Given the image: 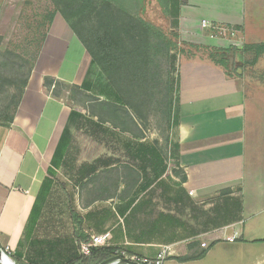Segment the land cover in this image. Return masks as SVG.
<instances>
[{"label":"crops","instance_id":"obj_1","mask_svg":"<svg viewBox=\"0 0 264 264\" xmlns=\"http://www.w3.org/2000/svg\"><path fill=\"white\" fill-rule=\"evenodd\" d=\"M177 3V27L168 28L186 52L174 76L178 123L150 137L130 110L124 130L106 118L98 135L80 118L68 125L72 111L97 118L71 109L46 80L80 87L91 59L54 18L12 121L0 123V247L15 264H71L80 236L106 234V247L127 258L153 260L167 246L163 264H190L218 248L217 264H264V76H252L262 56L246 64V49L264 45L255 40L264 37V0ZM216 50L229 62L233 53L232 69L209 58ZM140 148L155 150L157 163ZM222 193L240 200L239 220L210 231L194 205Z\"/></svg>","mask_w":264,"mask_h":264},{"label":"trees","instance_id":"obj_2","mask_svg":"<svg viewBox=\"0 0 264 264\" xmlns=\"http://www.w3.org/2000/svg\"><path fill=\"white\" fill-rule=\"evenodd\" d=\"M118 1L61 0L58 6V15L69 26L90 56V69L86 74V78L80 87L74 88L79 92L91 95V100L87 102L88 111L93 116L96 115L97 118V122H93L91 119L84 118L72 111L68 125H71L75 118H80L84 120V122H81L82 126L92 127L93 130L91 131L98 135L104 132L102 128L106 118V120L112 122V125L124 130L127 127L122 126V121L126 120L122 117V112L130 110L140 119L145 120L146 118L143 115L150 112L143 113L139 106L145 103H148L146 105L152 103L153 113L158 114L159 112L163 118L162 122L165 125V130L169 131L178 123L177 111L176 107H174L175 94L178 93L174 80L175 69H173L175 55L171 56V54H175L176 43L169 37V34H166L162 29L144 18L143 13L146 11V5L151 0H133L137 9L136 15H132L122 9L118 10L123 17L120 21V25L123 22L120 28L121 32L129 36L130 40L126 45L119 30L114 29L111 31L112 33L106 30L103 32L90 31L89 33H84L78 29L81 20L91 15H96L108 23V16L112 14L110 13L112 12L111 9ZM155 1L161 9L167 24L170 25L171 29H176L178 17L177 0ZM119 7H122V5L119 4ZM120 14H118V17H120ZM152 35L158 39L159 45H163L164 51L168 54L164 65L158 64L155 68L152 64L153 56L151 55ZM174 36L177 37V35ZM190 47L198 50L197 47ZM246 52L254 53L253 59L246 63L253 65L260 56L264 55V45L248 47ZM208 55L217 66H221L228 71V52L222 53V51L216 50L208 52ZM118 75L119 79H117ZM114 78H116V81ZM50 84H52V81H50ZM134 94H137L136 105L132 104L134 99L130 97V95ZM21 95L22 93L20 97ZM13 114L10 118L4 120L3 123L9 124L12 121ZM131 125L134 124L130 122ZM174 150H176L175 160H177L178 145L174 147ZM138 152H144L146 156L149 153L148 156L151 158L150 161L147 160L149 164L155 165L157 163L158 155L155 150H143L140 148ZM240 210V200L232 197L230 193H222L217 199L199 207L194 205V211H199L203 225L209 226L210 231L239 220ZM194 218L196 219L197 216ZM73 221L76 223V229L78 230L77 226L80 220L73 215ZM86 240V237L80 236L78 240L79 247ZM116 251L108 247L93 248L88 256L81 255L78 261L71 264H101L114 257ZM203 254L204 252L200 253L198 258L203 256Z\"/></svg>","mask_w":264,"mask_h":264},{"label":"rangeland","instance_id":"obj_3","mask_svg":"<svg viewBox=\"0 0 264 264\" xmlns=\"http://www.w3.org/2000/svg\"><path fill=\"white\" fill-rule=\"evenodd\" d=\"M60 3L61 0H0V123L10 118L14 112L20 94L24 90V86H26L53 20L56 16H59L57 11ZM119 4L122 7H119ZM121 9L132 15H136L137 13L133 0H119L111 9L112 12L110 13L112 14L108 16V23L96 15H91L81 20L78 29L84 33H89L90 31L103 32L104 30L112 33L111 31L114 29L119 30L126 45L130 40L129 36L121 32L120 29L123 23L120 25V21L123 17L118 10ZM118 14H120V17H118ZM143 16L147 21L162 29L166 34H169V37L176 43L175 54H171V56L175 55L173 63V69H175L178 59L186 52L180 46L178 37H175V34L169 31L168 24L155 0L149 1ZM255 40L263 43L264 41L258 40H264V37L259 34V36L255 37ZM151 41L153 67L155 68L158 64L162 66L167 60L168 54L164 51L163 45L160 46L158 39L153 35ZM188 52L190 53V51ZM250 56V59H253L254 53L250 54ZM255 71L252 76H264V55L259 59ZM175 75L176 72L174 71ZM114 79L116 81V78ZM117 79H119V75ZM46 88L51 89L55 96L63 97L71 109L82 112L84 109L88 111L87 102L91 100L90 94L79 92L74 87L62 84H56V87L55 85L53 87L50 81H46ZM130 97L134 99L132 104L136 105L135 99L137 98V94L130 95ZM146 104L148 103L139 106V109L143 113L150 112L149 114H145L146 122L143 123L146 134L150 137L154 134L153 131H157L155 130L157 128L160 134L163 135L165 125L162 122V116H160L159 112L158 114L153 113L152 103L150 105ZM133 105L132 108L134 109ZM217 249L215 248L213 256L190 264H217V256L215 257Z\"/></svg>","mask_w":264,"mask_h":264},{"label":"built area","instance_id":"obj_4","mask_svg":"<svg viewBox=\"0 0 264 264\" xmlns=\"http://www.w3.org/2000/svg\"><path fill=\"white\" fill-rule=\"evenodd\" d=\"M203 27H207L208 25L203 22L202 23ZM220 30V29H218ZM221 31V30H220ZM109 235H102V236H92L86 241L82 242L80 244L79 250L80 254L83 256H88L90 254L91 249L93 248H100V247H106L107 246V241H108ZM203 248H206L205 244L201 245ZM1 255L5 257L7 260H9L12 264H15L11 258L8 255V247L0 248ZM170 251V247H162L160 253L158 256L153 259V260H148V259H139L137 257H130L127 258L124 254V252L117 250L115 252V260L111 262L110 264H124L123 259H128L132 262L140 263V264H163L164 260L166 259V256L168 252Z\"/></svg>","mask_w":264,"mask_h":264},{"label":"water","instance_id":"obj_5","mask_svg":"<svg viewBox=\"0 0 264 264\" xmlns=\"http://www.w3.org/2000/svg\"><path fill=\"white\" fill-rule=\"evenodd\" d=\"M231 58H230V69H232V64H233V53H231ZM115 260V257L109 258L108 260H106L105 262L101 263V264H110L111 262H113ZM123 263L124 264H140V263H136V262H132L128 259H123ZM0 264H12L11 262H9L5 257H3L1 255V251H0Z\"/></svg>","mask_w":264,"mask_h":264},{"label":"bare ground","instance_id":"obj_6","mask_svg":"<svg viewBox=\"0 0 264 264\" xmlns=\"http://www.w3.org/2000/svg\"><path fill=\"white\" fill-rule=\"evenodd\" d=\"M9 261V260H8ZM10 262V261H9Z\"/></svg>","mask_w":264,"mask_h":264}]
</instances>
